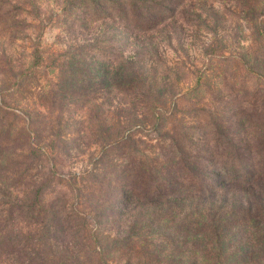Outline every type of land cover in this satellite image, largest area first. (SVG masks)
Returning <instances> with one entry per match:
<instances>
[{
  "label": "rangeland",
  "instance_id": "obj_1",
  "mask_svg": "<svg viewBox=\"0 0 264 264\" xmlns=\"http://www.w3.org/2000/svg\"><path fill=\"white\" fill-rule=\"evenodd\" d=\"M263 159L264 0H0L13 259L264 264V175L236 177ZM172 166L181 192L125 204Z\"/></svg>",
  "mask_w": 264,
  "mask_h": 264
},
{
  "label": "trees",
  "instance_id": "obj_2",
  "mask_svg": "<svg viewBox=\"0 0 264 264\" xmlns=\"http://www.w3.org/2000/svg\"><path fill=\"white\" fill-rule=\"evenodd\" d=\"M259 155V154H258ZM242 158H240V161L238 163V166H242L245 162L241 161ZM255 161L250 162V170L251 172L246 175H238L237 180L240 179L242 183H246L248 185L255 184L257 181V176H259L262 172V175H264V159L262 163H258L259 166H256ZM260 168H262L260 170ZM176 169V170H175ZM135 175L132 179H129L127 182L128 184V190L125 192V200L124 202L130 203L132 199H140V200H146V201H155L157 199H170L172 196L175 195L174 191L181 192V178H187L183 175H177V168L176 167H170L168 178H166L165 173H161L159 177H157L158 172H155V168L149 169L148 172H142L139 167L134 168ZM242 172V171H238ZM149 173V174H148ZM243 174V173H242ZM150 176L152 178L151 183L157 184L153 188L151 185H148V183L145 184L144 192L145 195L142 197H136V189L139 187V177L140 176ZM174 176H178V179H174ZM182 176V177H181ZM174 180V181H173ZM187 180V179H186ZM233 179H225L221 180V178H218L214 185L210 188L209 192H213L219 187H221L226 182H229ZM236 180V179H234ZM146 182V179L145 181ZM195 188H199V191L204 190V188L197 185ZM183 189V188H182ZM208 190V188H206ZM196 191V190H195ZM26 246L21 245V243H18V241L15 240L14 236L11 235H0V264H25L20 263L17 261V259H13V256H17L16 253H20L21 251H24ZM31 262V261H30ZM28 262L27 264H32ZM38 264H57L55 261H50L46 259H41ZM65 264H78V262L74 261L73 259L67 261Z\"/></svg>",
  "mask_w": 264,
  "mask_h": 264
}]
</instances>
